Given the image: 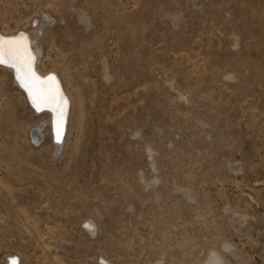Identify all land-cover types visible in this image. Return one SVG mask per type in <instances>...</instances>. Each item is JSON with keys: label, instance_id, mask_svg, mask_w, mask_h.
I'll list each match as a JSON object with an SVG mask.
<instances>
[{"label": "rangeland", "instance_id": "rangeland-1", "mask_svg": "<svg viewBox=\"0 0 264 264\" xmlns=\"http://www.w3.org/2000/svg\"><path fill=\"white\" fill-rule=\"evenodd\" d=\"M17 28L73 112L34 144L0 67V264H264V0H0Z\"/></svg>", "mask_w": 264, "mask_h": 264}, {"label": "bare ground", "instance_id": "bare-ground-1", "mask_svg": "<svg viewBox=\"0 0 264 264\" xmlns=\"http://www.w3.org/2000/svg\"><path fill=\"white\" fill-rule=\"evenodd\" d=\"M37 22V21H36ZM36 22L33 21V23L36 24ZM55 22V19H53L51 16H42L38 23V28L44 29L48 28L52 25V23ZM21 31V33L19 32ZM32 34V38L30 34ZM27 32V29H20L17 28L16 30L5 33L0 32V40H8V39H21L23 38V42L28 45V50L31 53L32 56V63H31V71L35 73V76L39 78L40 81L43 82H49V78H53L50 82L53 84V86L58 90V100L62 98V104L59 105H40V110H37L36 105L33 104L32 96L29 94V89L26 86L28 83L24 79V73L18 72L16 68L10 66L9 63L0 64V67L7 70L11 74V78L13 82L15 83V86L17 89L21 92L23 95L25 101L28 103V105L31 107L32 112L36 114L38 117H40V120L37 122L36 125H34L31 128V139L33 143H40L42 144L45 141V129L48 127L49 136H50V143L53 148V153L57 154L60 150L63 149V146L65 144L69 127L71 123V117L73 112V98L69 91H67V88L65 86V83L63 81L62 75L53 69L42 71V51H41V41L38 43L35 39H37V34H34L33 30H29ZM8 36V37H7ZM34 40V41H33ZM33 52L36 56L35 63L33 66ZM54 71L53 73L56 74L57 79L59 80V83L61 84L62 91L57 86V81L55 78V75H48L50 72ZM58 74V75H57ZM63 108V117L61 121V117L59 115V108ZM55 109V110H54ZM60 123V132H59V138L57 136V124ZM87 225L91 229V227L94 225L92 221L87 220ZM93 228V227H92ZM9 256V263L10 264H18L20 259L19 257H16L14 255H8ZM8 258V257H7ZM211 264H214L212 261Z\"/></svg>", "mask_w": 264, "mask_h": 264}, {"label": "snow or ice", "instance_id": "snow-or-ice-1", "mask_svg": "<svg viewBox=\"0 0 264 264\" xmlns=\"http://www.w3.org/2000/svg\"><path fill=\"white\" fill-rule=\"evenodd\" d=\"M9 63L10 66L24 73V79L28 82L26 86L29 94L32 96L33 104L37 110L40 105H59L62 104V98L58 100V90L50 82L40 81L35 73L31 71L32 56L28 50V45L23 42V38L0 40V64ZM55 110V109H54ZM59 115L63 117V108H59ZM57 136L59 138L60 123L57 124Z\"/></svg>", "mask_w": 264, "mask_h": 264}, {"label": "water", "instance_id": "water-1", "mask_svg": "<svg viewBox=\"0 0 264 264\" xmlns=\"http://www.w3.org/2000/svg\"><path fill=\"white\" fill-rule=\"evenodd\" d=\"M20 32V31H19ZM21 33V32H20ZM8 37V36H7ZM34 63H35V54H34V52H33V66H34ZM52 73H49L48 75H51ZM52 75H54V74H52ZM56 78V77H55ZM56 81H57V86H58V88L60 89V91L61 92H63L62 91V89H61V87H60V85H59V82H58V80H57V78H56Z\"/></svg>", "mask_w": 264, "mask_h": 264}]
</instances>
